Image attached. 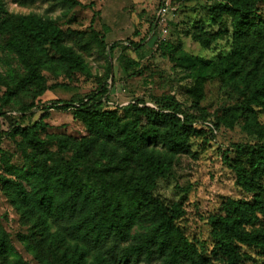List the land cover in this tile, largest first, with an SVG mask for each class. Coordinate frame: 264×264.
I'll use <instances>...</instances> for the list:
<instances>
[{
    "label": "trees",
    "instance_id": "1",
    "mask_svg": "<svg viewBox=\"0 0 264 264\" xmlns=\"http://www.w3.org/2000/svg\"><path fill=\"white\" fill-rule=\"evenodd\" d=\"M56 1L63 7L82 6L79 0ZM184 2L186 0H176ZM209 16L232 27L231 51L219 61L199 56L174 58L179 48L161 42L157 51L167 55L192 80L188 96L194 106L204 99L209 80L219 78L240 94L241 102L224 108L212 123L203 109L188 114L172 96L131 101L110 107L109 85L99 82L91 94L68 101L42 104L48 91L68 89L77 74L88 73L83 56L67 45V32L52 20L36 14H9L0 0V36L4 50L14 55L22 73L0 97V141L17 142L24 165L3 157L0 190L21 221L37 229L32 237L45 242V258L51 264H264V0H205ZM157 11V10H156ZM157 34L155 16L149 36ZM154 35V36H155ZM91 41L104 53H113L105 37L91 26ZM147 39V38H146ZM146 39L129 42L140 48ZM156 43V39H151ZM208 41L204 45H208ZM127 48V47H126ZM63 74L66 83L47 85L43 72ZM111 79V68L106 74ZM31 90L32 102L11 106L23 90ZM104 98H106L104 100ZM71 111L87 135L45 134L51 110ZM42 116L34 124L27 120ZM2 121L8 131L2 130ZM243 122L244 130L258 127L257 144L236 146L238 159L223 158L236 175V185L250 200L227 199L220 212L209 217L212 248L193 242L179 221L184 210L155 194L158 181L174 175L182 155H195L198 137L204 146L215 143L220 126L232 129ZM209 124V125H207ZM0 228V264L13 246ZM250 250V252L247 251ZM209 251V252H208ZM253 253V254H252ZM261 258L257 262L255 255Z\"/></svg>",
    "mask_w": 264,
    "mask_h": 264
},
{
    "label": "rangeland",
    "instance_id": "2",
    "mask_svg": "<svg viewBox=\"0 0 264 264\" xmlns=\"http://www.w3.org/2000/svg\"><path fill=\"white\" fill-rule=\"evenodd\" d=\"M79 1L82 6L65 8L56 1L4 0L9 14H36L60 25L67 32V45L74 47L83 56L88 67L89 74H77L68 89L48 91L38 102L50 104L83 98L96 90L100 81L110 84L108 100L111 104L107 103L110 107H121L133 100H144L148 105H153V99L172 96L188 114L200 116L199 109H203L209 114L208 118L212 123H217V117L224 108L241 102L236 89L221 79L214 78L206 83L204 99L199 103V109L194 106L187 94L192 80L186 77V71L169 56L157 51L154 41L147 37L160 0ZM210 4L205 0H186L178 6L176 17L170 22L164 41L179 48L174 52V58L199 56L219 61L231 51L230 20L226 19L221 24L213 22L209 16ZM262 9L264 10V6ZM92 21L94 30L105 37L109 46L118 44L111 55L108 49L102 53L91 41ZM142 39L146 40L140 48L128 47L129 42L138 43ZM205 41L209 42L207 46L204 45ZM109 65L110 80L106 77ZM20 73L22 68L18 59L4 50L3 38L0 36V79L10 82ZM43 77L47 85L68 83L59 71H44ZM1 80L0 97L6 91ZM15 100L17 101H13L11 106L30 104L31 90H23ZM35 112V116L26 121L27 124L39 121L42 113ZM44 122L48 125L44 135L59 134L74 138L87 135L84 126L73 119L71 111L53 109ZM258 122L264 129V115H259ZM2 123V130L7 132V123ZM257 129L258 127H254L251 131H246L241 121L232 129L220 126L219 131L215 132V143L211 146H204L202 138L198 137L192 148L193 152L198 153L197 157L182 155L174 175L158 181L155 194L166 202L181 205L185 214L178 224L193 242L205 245L209 251L212 248L209 217L218 214L227 199H251V195L237 187L236 175L228 167L223 155L226 153L230 161L238 159L236 146L248 149L257 144ZM3 157H10L11 162L18 167L24 165L17 142L8 136L0 141V174L3 172ZM0 228L8 234L13 246L10 257L3 264H51L39 259L46 257L43 248L47 244L32 237L37 229L21 221L1 190ZM258 228L264 229V220ZM247 251L250 252L248 249ZM254 257L257 262L261 261L259 256Z\"/></svg>",
    "mask_w": 264,
    "mask_h": 264
},
{
    "label": "built area",
    "instance_id": "3",
    "mask_svg": "<svg viewBox=\"0 0 264 264\" xmlns=\"http://www.w3.org/2000/svg\"><path fill=\"white\" fill-rule=\"evenodd\" d=\"M180 4H181V1L160 0V3L158 5V8L155 14V27L157 28L159 33L158 35L157 34L155 35L153 33L150 37L151 39L153 38L156 39L155 46H158L161 42H164L166 40V36L168 35V32H169L170 22L176 17V12ZM107 103L111 104L109 100Z\"/></svg>",
    "mask_w": 264,
    "mask_h": 264
}]
</instances>
